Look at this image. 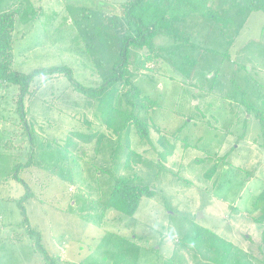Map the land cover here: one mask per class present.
<instances>
[{
	"label": "rangeland",
	"instance_id": "374dc122",
	"mask_svg": "<svg viewBox=\"0 0 264 264\" xmlns=\"http://www.w3.org/2000/svg\"><path fill=\"white\" fill-rule=\"evenodd\" d=\"M32 1L43 14L29 27L19 26L14 69L30 73L67 65L79 83L100 85L111 67V46L124 33L117 24L127 0ZM207 46L221 53L228 49L217 39ZM230 53L233 60L222 66V96L233 90L227 79L245 66L236 79L253 94L250 100L264 105L256 94L264 95V12L251 14ZM145 54L132 58L133 82L159 102L152 117L167 133L152 130L150 145L132 131V148L141 160H130L123 175L149 186L156 196L144 197L124 223L107 209L112 182L95 167H110L111 161L97 157V139L88 137L97 132L111 137L96 100L76 91L63 75L37 77L24 99L31 141L17 111L19 89L0 84V264H219L231 245L229 264H261L264 225L256 221L263 213L259 198L264 191L260 124L245 108H236L240 98L218 101L197 94L162 60L138 69ZM177 131L179 138L172 137ZM170 145L173 155L161 160L158 155ZM198 228L225 242L218 261L200 249ZM134 247L140 250L136 261Z\"/></svg>",
	"mask_w": 264,
	"mask_h": 264
},
{
	"label": "trees",
	"instance_id": "16d2710c",
	"mask_svg": "<svg viewBox=\"0 0 264 264\" xmlns=\"http://www.w3.org/2000/svg\"><path fill=\"white\" fill-rule=\"evenodd\" d=\"M120 8L123 15L117 28L125 29H122L124 31L122 37L111 46L112 51L108 55L111 67L100 85L88 87L76 81L72 68L67 65L37 69L30 73L15 70L14 50L19 26L29 27L43 14V8L36 6L32 0H0V84L14 85L19 89L17 111L20 123L25 125L26 134L31 141L33 132L28 128L30 124L24 110V99L37 77L63 75L76 91L96 100L100 122L111 132V137L102 132L88 137L89 140L97 139V157L102 155L100 158L109 159V163L111 161L110 167H95L102 176L108 177L112 182L105 204L107 209L116 212L118 223H124L136 215L144 197L156 196V192L150 190L149 186L123 175L129 167L130 160L133 162L141 160V156L132 148V131H135L142 142L150 145L152 130L167 133L152 117L160 106L159 102L154 100L151 94H145L144 90L133 82L135 74L131 70L132 58L140 52L146 53L145 59L139 62L137 59L138 69L144 68L148 61H164L178 76L190 82V87L197 94H204L208 98L214 97L218 101L224 96L228 99L231 96L235 99L240 98L236 108L243 107L247 113L253 114L264 136V105L258 106L250 100L253 94L245 91L236 79L237 75L245 71V66L237 68L233 78L227 79L233 90L224 96L222 93L225 91L226 82L221 78L224 76L222 66L233 60L230 49L246 27L251 14L257 11L264 12V0H127ZM105 34L109 37L107 33ZM198 37H204L205 40L200 42L196 40ZM216 39L217 42L224 41L227 46L228 49L224 53L207 46L209 41L214 42ZM151 79L156 88L154 83L158 80L153 77ZM256 94L261 101L264 100L263 92ZM233 105L235 104H229V108H234ZM203 117L206 115L203 114ZM247 121L250 120H245ZM171 136L179 138V132L172 133ZM80 137L86 139V136ZM261 146L264 148V142ZM169 148V151L158 155L161 160L173 155L174 146L170 145ZM116 163H119L118 168L114 167ZM218 166L216 163L208 171V178L215 174ZM29 195L28 192L24 198ZM260 201L262 202L260 210L264 214V191L259 198ZM233 211L239 210L235 207ZM23 214L28 222L26 212L23 211ZM262 214L260 213L256 221L264 225ZM195 234L202 245L200 249H205L210 255L207 259L212 260L214 255V260L218 261L221 252L227 249L220 236L204 228H198ZM233 249L231 245L226 258L219 264L230 263L233 259ZM139 251L136 247L132 250L135 261L139 258L137 256ZM150 251L157 253L154 248ZM260 263L264 264V258Z\"/></svg>",
	"mask_w": 264,
	"mask_h": 264
},
{
	"label": "crops",
	"instance_id": "0c3cea01",
	"mask_svg": "<svg viewBox=\"0 0 264 264\" xmlns=\"http://www.w3.org/2000/svg\"><path fill=\"white\" fill-rule=\"evenodd\" d=\"M199 103V102H198ZM196 105H198V104H196ZM251 117V116H250Z\"/></svg>",
	"mask_w": 264,
	"mask_h": 264
}]
</instances>
